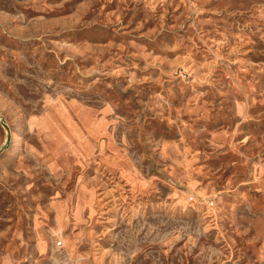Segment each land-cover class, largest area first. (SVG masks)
<instances>
[{
	"label": "rangeland",
	"instance_id": "rangeland-1",
	"mask_svg": "<svg viewBox=\"0 0 264 264\" xmlns=\"http://www.w3.org/2000/svg\"><path fill=\"white\" fill-rule=\"evenodd\" d=\"M0 264H264V0H0Z\"/></svg>",
	"mask_w": 264,
	"mask_h": 264
},
{
	"label": "bare ground",
	"instance_id": "bare-ground-1",
	"mask_svg": "<svg viewBox=\"0 0 264 264\" xmlns=\"http://www.w3.org/2000/svg\"><path fill=\"white\" fill-rule=\"evenodd\" d=\"M20 142H21V136L19 134H17V133L16 134H13V136L11 138V147H12L11 159H13V160H15L17 158L18 154H19V151H20V149H19ZM4 169H2V171ZM188 215H190V214H188Z\"/></svg>",
	"mask_w": 264,
	"mask_h": 264
},
{
	"label": "water",
	"instance_id": "water-1",
	"mask_svg": "<svg viewBox=\"0 0 264 264\" xmlns=\"http://www.w3.org/2000/svg\"><path fill=\"white\" fill-rule=\"evenodd\" d=\"M2 125L4 126V128H6L7 131L9 130L8 126L4 122H2Z\"/></svg>",
	"mask_w": 264,
	"mask_h": 264
}]
</instances>
